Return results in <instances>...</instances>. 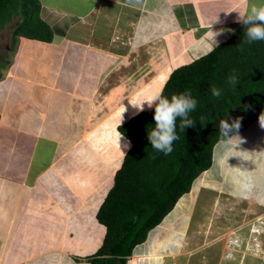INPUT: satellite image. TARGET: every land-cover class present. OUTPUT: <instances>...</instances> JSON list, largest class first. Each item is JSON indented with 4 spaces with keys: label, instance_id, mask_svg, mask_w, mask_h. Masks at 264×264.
Returning a JSON list of instances; mask_svg holds the SVG:
<instances>
[{
    "label": "crops",
    "instance_id": "0c3cea01",
    "mask_svg": "<svg viewBox=\"0 0 264 264\" xmlns=\"http://www.w3.org/2000/svg\"><path fill=\"white\" fill-rule=\"evenodd\" d=\"M39 2L52 39L20 38L9 80L0 81V264H78L75 256L98 249L105 226L96 213L119 168L117 154L102 160L86 135L74 144L82 167L68 183V171H57L69 150L64 131L77 130L76 113L121 66L136 76L132 68L160 45L161 59L148 61L155 86L166 68L171 73L227 40L239 12L256 0ZM126 111L120 124L134 116ZM92 175L94 196L87 197L80 190L92 186ZM84 201L89 209H79ZM78 212L89 213L75 222ZM162 221L164 230L161 222L149 231L160 228L151 244L160 259L166 254L162 264H177L174 256L178 264H264V121L218 141L211 166ZM170 227L179 239L164 234Z\"/></svg>",
    "mask_w": 264,
    "mask_h": 264
},
{
    "label": "trees",
    "instance_id": "16d2710c",
    "mask_svg": "<svg viewBox=\"0 0 264 264\" xmlns=\"http://www.w3.org/2000/svg\"><path fill=\"white\" fill-rule=\"evenodd\" d=\"M40 6L39 0H0V30L16 20L10 51L20 38L52 39L49 26L40 18ZM9 62H1L0 68ZM233 72L240 76L235 88L227 84ZM213 86L223 88L221 97L211 95ZM161 89L168 97L191 90L198 100L190 114L194 124L182 130L177 121L180 138L169 155L157 152L147 139L155 125L154 107L117 127L130 147L97 210L96 219L105 226V234L98 249L85 259L90 264H127L134 248L146 241L149 231L211 166L215 144L229 139L220 135L222 119L229 124L239 120V129L230 132V137L254 120L264 121V41L247 43L240 24L227 40L174 68Z\"/></svg>",
    "mask_w": 264,
    "mask_h": 264
},
{
    "label": "rangeland",
    "instance_id": "374dc122",
    "mask_svg": "<svg viewBox=\"0 0 264 264\" xmlns=\"http://www.w3.org/2000/svg\"><path fill=\"white\" fill-rule=\"evenodd\" d=\"M14 24H16L15 19H14V21L8 23L5 26V28L0 30V64H2L1 62H4L6 59L7 60L10 59V62L8 63V65L5 68H3V67L0 68V74H1L0 81H2L5 78H7L9 80V78H8V75H10L9 67L11 68V66H9V64H11V62H13L12 60L14 57V53L16 52V49L18 46V42H16L15 50L10 51V38H11L10 34H11V31L14 27ZM162 50H163V48L160 45H158L157 48H155L151 51L152 53L150 54V59H149V54H148V56L146 55L140 61V68L139 69L137 67H133V68L130 67V68H132V70L135 71V73L137 74L136 76L124 75L122 73L123 71L125 72L126 70L129 72H132L128 68V64L123 65L121 67L119 66L121 71H117L116 72L117 74L110 76V79L108 82L109 85H108V83H106L105 85L99 86V88H95L93 97H92V99H90V102L88 103L89 107L82 108L79 111V113H81V114H79L78 112L76 113L75 118H77V119H74L73 121L76 122V124H74V126H76L78 128L76 130V128L73 127L74 129L72 128L73 130H71L72 134H69L70 131H68V129L66 131H64V133L66 135L68 134V136L65 138V140L63 142V144H65L63 150L64 151H67V149H69V150L66 153V155H63V157H61V160H60V162H61L60 167L61 168L63 167V169L57 170L60 173V175H63V174H65L64 173L65 171H68V173L70 175L68 176V174H66V176H68V177H64L68 180V183L71 181L70 179L72 177H75L74 175L76 174L77 170L81 169V167H82V165H79V164H81V160H80L81 158L78 157L76 155V153H73V152L75 151L74 146L79 141H81L82 138H84L86 135L90 136V139L88 142H90V144L94 147V149H95L94 151H95L96 156H98L102 160H105V158L109 159L110 155L117 154L115 161H117L116 165H118L120 167V165L123 161L124 154L128 150V148L130 147V142L127 139H125V137L123 139L122 136L120 138V141L124 144V147H123L122 143H120L118 145L117 142L111 141L112 135L116 134L115 128L119 124V121H120L117 119L119 118V115L121 112H125V108H126V110H128V111H126V113L128 112L126 114V118H128L132 115H135V113L138 114L139 112H141V111L138 112V110L136 109V107L133 104H136L141 99H146L153 92L157 91L158 89L160 90L162 88L163 85L160 86L158 81H157V85H159V86H157L158 88L154 86V84H153V82L155 81L154 80V73H153L151 66L149 65V62H148V61H151L152 59L154 61L160 60L161 57L163 56ZM204 54H206V52L195 57L194 59L199 58L200 56H202ZM187 62H190V61H187ZM169 73H170L169 69L166 68V70L163 72V74L159 75L156 78H158V80L163 79V83H164V81L168 77ZM90 83L92 85V81ZM148 89H149V91H148ZM123 100H124L123 105H125L126 107L121 106V108H120L119 104H121L123 102ZM116 104H117V106H116ZM112 107H113V109H111ZM144 109L145 110H143V111H147V110H150L151 108H149L147 105H145ZM122 121H123V119L121 118V122ZM100 126H102V127H100ZM76 131H77L78 135L75 138L74 135L77 134V133H75ZM72 137H74V138L70 139ZM66 139H70V140H66ZM90 148H92V147H90ZM67 165H69V167ZM65 166H67V167H65ZM89 174L91 176V173H89ZM96 179H97V175H92V181H91L92 186L90 185V187H88V186L82 187L80 190V193L82 195L87 196V197H91V195L94 196V194H93L94 190L93 189H94ZM73 180H74V178H73ZM87 180H89V179H87ZM85 205H88V209L90 208L89 203L87 204L84 201L82 203V205L80 203L79 209ZM86 213H89V212H81V214H80V212H78L76 218L78 216H79V218H77L75 220V222L76 221L82 222L83 218L85 217L84 214H86ZM164 222L165 221H162V224L160 225L161 230H164L163 228H165V226L167 225ZM160 228H157L158 232H157V229L153 230L151 233L149 232L150 234L148 233L146 241L135 247L132 256H130L128 261H127V264H131V263L133 264V258H132L133 256H136V263L135 264H162L164 261H166V258H165L166 254L164 255L165 257L161 255L162 256L161 259H163V257L165 258V259H163V262L160 259L159 255H158L160 251L158 250L159 246H157V243H155L157 250H155V249L152 250V244H154L153 239H154V237H157L159 235ZM172 230H174V229H172L170 227V229H168L167 231H164L165 232L164 234L165 235L169 234V231H172ZM172 234L178 235L180 233H177L176 231L175 232L172 231ZM165 238H168V237H165ZM170 238H171V236H170ZM176 238L179 239V235ZM49 239H48V247H51L50 241H52L53 238L50 237ZM165 240L166 239H164V242H165ZM156 241H157V239H156ZM177 241H179V240H177ZM64 248H66L65 245H64ZM260 248L262 250L264 249L261 246L259 247V249ZM154 251H156V252L154 254H152ZM92 253L93 252H91V253L90 252H83V254L80 253L77 256H75L76 260L79 262L78 264H90L85 259L89 255H91ZM263 253H264V251H263ZM174 257L175 258L173 260L175 261V263L176 262H177V264L180 263L179 259H181V258H177V256H174Z\"/></svg>",
    "mask_w": 264,
    "mask_h": 264
},
{
    "label": "clouds",
    "instance_id": "9594fccd",
    "mask_svg": "<svg viewBox=\"0 0 264 264\" xmlns=\"http://www.w3.org/2000/svg\"><path fill=\"white\" fill-rule=\"evenodd\" d=\"M238 22L245 28L247 43L264 41V0H256V2L250 3L243 11L239 12ZM239 82L240 76L238 73L233 72L227 78V84L232 88H235ZM222 93L223 88L216 86L211 88V95L215 98L221 97ZM197 104L198 100L193 97L191 90H185L183 93L168 97L163 94L161 89L133 105L138 112L143 111L145 105L149 108L154 107L153 119L155 125L147 134V139L157 152L169 155L174 150V142L180 138L177 134V121L179 120V127L182 130L185 127L192 126L194 120L190 114L196 109ZM120 123L121 119L119 125ZM219 127L221 137L230 138L229 133L238 130L240 123L238 119L231 124L222 119L219 122ZM121 136L122 133L117 131L118 142Z\"/></svg>",
    "mask_w": 264,
    "mask_h": 264
},
{
    "label": "bare ground",
    "instance_id": "6f19581e",
    "mask_svg": "<svg viewBox=\"0 0 264 264\" xmlns=\"http://www.w3.org/2000/svg\"><path fill=\"white\" fill-rule=\"evenodd\" d=\"M167 73V72H166ZM156 79V78H155ZM158 79V78H157ZM158 82H159V85L161 86L162 85V83H163V79L162 80H158ZM149 84V83H148ZM159 85H155V87H157V86H159ZM154 88V87H153ZM158 88V87H157ZM161 88V87H160ZM159 90V89H158ZM148 91H149V89H148ZM144 96V95H143ZM117 103V102H116ZM127 104V103H126ZM109 106V105H108ZM116 106H117V104H116ZM115 107V106H114ZM126 107V106H125ZM121 108V107H120ZM111 109H113V107L111 108ZM129 109V108H128ZM145 110V109H144ZM112 111V110H111ZM117 112V111H116ZM122 114V113H121ZM110 115V114H109ZM125 115V114H124ZM135 115H136V113H135ZM120 117L121 116H119V119H120ZM124 117V116H123ZM118 120V119H117ZM124 121V120H123ZM100 127H102V126H100ZM117 131H116V134H113L112 135V140L111 141H115V142H118L117 141ZM124 139V138H123ZM126 139V138H125ZM102 140V139H101ZM119 142H120V140H119ZM123 144V143H122ZM97 145V144H96ZM124 145V144H123ZM99 146V145H98ZM102 146V145H101ZM95 150V149H94ZM105 150V149H104ZM99 152V151H98ZM109 158V157H108ZM118 158V157H117ZM106 159V158H105ZM117 163V162H116ZM109 168V167H108ZM114 170V169H113ZM98 173V172H97ZM105 175V174H104ZM113 175V174H112ZM107 176V175H106ZM99 178V177H98ZM112 182V181H111ZM104 184V183H103ZM101 186V185H100ZM135 249V248H134ZM133 258V264H135V258L134 257H132ZM132 264V263H131Z\"/></svg>",
    "mask_w": 264,
    "mask_h": 264
}]
</instances>
